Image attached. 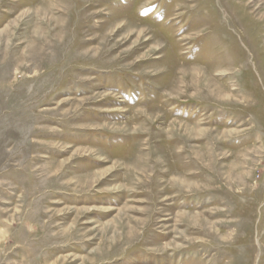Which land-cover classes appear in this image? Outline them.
I'll return each instance as SVG.
<instances>
[{
    "label": "rangeland",
    "instance_id": "rangeland-1",
    "mask_svg": "<svg viewBox=\"0 0 264 264\" xmlns=\"http://www.w3.org/2000/svg\"><path fill=\"white\" fill-rule=\"evenodd\" d=\"M0 264H264V0H0Z\"/></svg>",
    "mask_w": 264,
    "mask_h": 264
}]
</instances>
